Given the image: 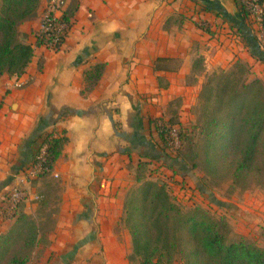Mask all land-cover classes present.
Wrapping results in <instances>:
<instances>
[{
    "label": "crops",
    "instance_id": "obj_1",
    "mask_svg": "<svg viewBox=\"0 0 264 264\" xmlns=\"http://www.w3.org/2000/svg\"><path fill=\"white\" fill-rule=\"evenodd\" d=\"M50 1L19 28L34 49L25 72L0 76V208L44 139L65 138L51 172L23 185L29 198L19 211L39 226L57 191L52 243L37 264H132L124 212L139 165L185 169L166 155L158 121H176V101L183 123L206 75L242 50L263 58L259 28L238 0H62L71 31L54 52L34 38ZM14 222L0 217V235Z\"/></svg>",
    "mask_w": 264,
    "mask_h": 264
},
{
    "label": "trees",
    "instance_id": "obj_2",
    "mask_svg": "<svg viewBox=\"0 0 264 264\" xmlns=\"http://www.w3.org/2000/svg\"><path fill=\"white\" fill-rule=\"evenodd\" d=\"M41 2L1 0L0 76H21L30 64L34 49L21 40L19 28L35 17ZM241 14L248 18L242 9ZM63 18L70 20L66 15ZM104 68L103 64L96 65L93 77L98 79ZM234 69L210 78L201 92V99L210 109L201 134L207 148L216 151L206 163L215 172L219 168L228 172L237 184L258 181L264 184V87L260 80L241 84L245 66L240 61ZM232 79L238 83L235 85ZM214 81L216 88H212ZM157 129L165 148L163 128L157 124ZM179 135L178 152L185 150L187 155L183 157L192 160L189 156H194L192 134L179 127ZM65 141L51 136L44 139L51 170ZM147 166L139 165L138 187L129 193L125 203L124 224L131 235L132 264H174L177 260L183 264H264L263 248L244 239L229 240V224L223 217L216 219L201 207L184 212L165 185L146 179ZM14 220L9 230L0 235V264H29L39 244L40 226L19 210Z\"/></svg>",
    "mask_w": 264,
    "mask_h": 264
},
{
    "label": "rangeland",
    "instance_id": "obj_3",
    "mask_svg": "<svg viewBox=\"0 0 264 264\" xmlns=\"http://www.w3.org/2000/svg\"><path fill=\"white\" fill-rule=\"evenodd\" d=\"M260 37V38H259ZM262 40V41H260ZM258 41L263 45L264 35L258 33ZM264 46V45H263ZM242 57L239 61L245 66V74L241 78V84L244 82L250 83L253 80H260L264 87V54L259 60L252 59L248 50H242ZM237 61L233 60L232 64L227 69H216L214 72L206 75L203 87L210 78L221 75L222 71L230 72L235 70ZM203 63L198 65L197 73L203 74ZM205 70V69H204ZM216 77V78H217ZM234 84L238 83L232 79ZM212 88H216L217 81L212 82ZM203 89V88H202ZM202 92V90H201ZM179 104L173 103L171 110L176 115L175 122L188 135L192 134L194 145V156L185 158L187 155L185 150L180 153L178 151H169V157L174 160H180L185 169H179V173L170 171L166 173L163 164L159 169H146L145 177L147 180L158 182L165 185L168 193L175 199V202L187 212L193 208L201 207L207 210L214 218H225L229 224L228 239L238 241L244 239L248 242L255 243L260 248L264 249V184L262 182H247L237 184L234 182L231 175L225 170L219 168L218 171L209 167L206 159L212 158L211 155L216 151H210L207 146L205 137L201 134V126L207 120L210 114V109L204 104L201 99V93L198 96V101L192 107L191 111L185 115V120L181 123L179 120ZM184 113V110H182ZM162 171L160 173V169ZM176 173V174H175ZM138 187V184L136 188ZM55 190L53 196L48 201L46 210L38 213L40 221L41 238L36 247L30 264H37L44 257V252L51 246V241L48 235L55 231V214H57V203ZM54 257L51 256L50 259ZM174 264H183L177 260Z\"/></svg>",
    "mask_w": 264,
    "mask_h": 264
},
{
    "label": "built area",
    "instance_id": "obj_4",
    "mask_svg": "<svg viewBox=\"0 0 264 264\" xmlns=\"http://www.w3.org/2000/svg\"><path fill=\"white\" fill-rule=\"evenodd\" d=\"M241 9L259 28L260 36L264 35V0H238ZM62 0H51L45 8L39 21V26L34 31L36 41H42L48 49L59 51L71 31V22L63 18ZM200 26L205 27V24ZM264 45V41H263ZM158 125L162 126V133L165 139V149L178 151L181 147L179 127L168 125L164 120H159ZM161 132V131H159ZM47 145H42L36 153L31 166L21 177V185L12 188L4 199L0 208V217L6 220H14L20 205L29 198L28 190L23 186L31 180L51 172L47 158Z\"/></svg>",
    "mask_w": 264,
    "mask_h": 264
}]
</instances>
